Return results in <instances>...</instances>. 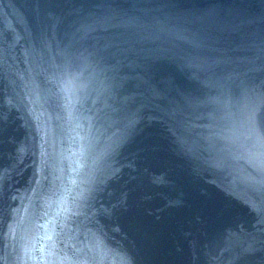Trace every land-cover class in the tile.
Segmentation results:
<instances>
[{"label": "water", "instance_id": "obj_1", "mask_svg": "<svg viewBox=\"0 0 264 264\" xmlns=\"http://www.w3.org/2000/svg\"><path fill=\"white\" fill-rule=\"evenodd\" d=\"M262 125L264 0H0V264H264Z\"/></svg>", "mask_w": 264, "mask_h": 264}, {"label": "snow or ice", "instance_id": "obj_2", "mask_svg": "<svg viewBox=\"0 0 264 264\" xmlns=\"http://www.w3.org/2000/svg\"><path fill=\"white\" fill-rule=\"evenodd\" d=\"M248 119H249L250 122L252 121V113H249ZM262 126H264V125H262Z\"/></svg>", "mask_w": 264, "mask_h": 264}]
</instances>
